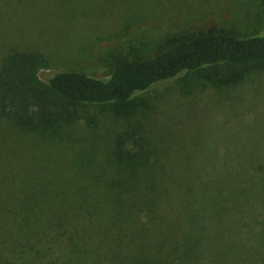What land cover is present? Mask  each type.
Instances as JSON below:
<instances>
[{
	"label": "rangeland",
	"instance_id": "obj_1",
	"mask_svg": "<svg viewBox=\"0 0 264 264\" xmlns=\"http://www.w3.org/2000/svg\"><path fill=\"white\" fill-rule=\"evenodd\" d=\"M17 1L3 4L0 0V67L11 52L35 50L46 56L49 72L77 69L107 76L116 61L152 55L169 42L186 36L210 31L237 36L264 32V0ZM231 76L227 69L183 72L136 94L121 112L113 105L80 107L75 123L45 138L18 134L6 126L2 128L0 140V178L31 168L34 174L28 173L29 177L36 176V181L40 180L42 187L51 192L39 196L41 201L44 198L59 202L62 197L58 190L81 187L87 182L88 166L79 167L81 175L73 177V166L68 162L76 153L95 140L102 151L100 160L109 159L120 131L128 123L136 124L149 142V148L156 150L162 161L176 162L174 168L186 161L207 162L203 173L206 174L217 163L230 165L233 160H246L243 264H264V68L243 69L235 80H229ZM89 117L97 122L93 128L86 122ZM7 138L14 142L6 144ZM22 176L21 171L15 181L19 182L10 187L7 186L12 181L5 178V188L11 191L23 184ZM180 184L191 193L185 194L179 189L178 194H170L169 200L165 199L157 210L173 208L170 219L178 214L182 220L187 211L210 206L216 196L213 189L216 179L211 174L184 176ZM1 189L4 190V185ZM129 191L106 196L101 192L94 196L109 206L110 212L105 213H126L113 221L126 225L132 236L146 217L140 209L138 194L133 189ZM77 195L84 198V192ZM85 197L92 199L87 194ZM221 197L234 201L233 194L227 191ZM198 211L208 214L207 210ZM182 224L181 221L168 224L163 228L165 235L155 228L147 236L137 235L145 238L144 243L148 242L140 249L136 238L125 237L121 257H129L141 249L155 251L152 247L155 241L179 237ZM214 243L220 244L217 237ZM222 257L221 261H232L228 251ZM168 259L181 258L172 254Z\"/></svg>",
	"mask_w": 264,
	"mask_h": 264
},
{
	"label": "trees",
	"instance_id": "obj_2",
	"mask_svg": "<svg viewBox=\"0 0 264 264\" xmlns=\"http://www.w3.org/2000/svg\"><path fill=\"white\" fill-rule=\"evenodd\" d=\"M10 1L1 0L3 4ZM48 67L46 56L35 50L14 51L4 58L0 67V140L2 128L6 126L32 137L56 134L75 123L79 118L78 109L88 105H113L121 112L136 94L183 72L227 69L232 74L229 80H235L243 69L261 70L264 32L237 36L210 31L186 36L169 42L152 55L116 61L107 76L77 69L49 72ZM86 122L90 128L97 124L93 117ZM11 142L13 139L7 138L6 144ZM149 147L142 130L131 123L118 134L109 159L100 160L102 151L93 140L68 162L73 166L74 178L81 175L79 167L90 168L91 172L86 173L87 182L81 187L58 190L62 197L59 202L44 198L41 201L39 196L51 192L42 187L40 180L36 181V176L29 177L28 173L34 174L31 168L3 175L0 178V264H243L246 160H233L230 165L220 162L212 172L203 174L207 162L186 161L174 168L176 162L162 161L156 150ZM21 171L20 179L24 183L11 191L5 188L4 179L12 181L7 187L17 184ZM207 174L216 179L213 187L216 196L210 206L195 207L182 220L178 214L170 219L173 208L157 212L170 194H178L179 189L185 194L191 193L180 184V178ZM129 189L138 194L140 209L146 217L132 236L126 225L113 221L126 213L107 214L109 206L94 196L101 192L104 196L122 194ZM225 191L233 194L234 201L221 197ZM82 192L84 198L77 195ZM86 194L92 199H87ZM198 209L207 210L208 214ZM169 212L172 215H166ZM180 221L183 230L179 237L163 240L158 237L152 246L155 251L141 249L129 257H121L125 237L136 238L140 249L148 242L144 243L145 238L137 235L147 236L154 228L165 235V226ZM216 237L220 241L218 246L214 243ZM227 251L232 255L231 262L221 261ZM172 254L181 259L169 261L168 256Z\"/></svg>",
	"mask_w": 264,
	"mask_h": 264
}]
</instances>
